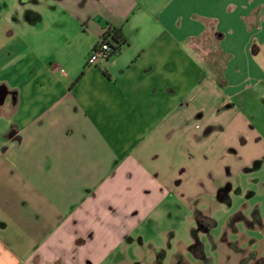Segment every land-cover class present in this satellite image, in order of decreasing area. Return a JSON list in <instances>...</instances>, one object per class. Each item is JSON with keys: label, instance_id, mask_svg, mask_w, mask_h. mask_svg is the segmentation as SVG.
Instances as JSON below:
<instances>
[{"label": "crops", "instance_id": "0c3cea01", "mask_svg": "<svg viewBox=\"0 0 264 264\" xmlns=\"http://www.w3.org/2000/svg\"><path fill=\"white\" fill-rule=\"evenodd\" d=\"M33 1L0 9V264H202L201 235L256 261L208 229L264 159L242 97H264V0ZM107 24L128 45L86 67ZM178 212L189 243L148 239Z\"/></svg>", "mask_w": 264, "mask_h": 264}, {"label": "rangeland", "instance_id": "374dc122", "mask_svg": "<svg viewBox=\"0 0 264 264\" xmlns=\"http://www.w3.org/2000/svg\"><path fill=\"white\" fill-rule=\"evenodd\" d=\"M38 1H40L37 4L38 8H41V5H43L41 4L42 0ZM149 1L151 0H145V2ZM31 7H36V3L33 0H0L2 16L5 17L7 15L9 19L15 18L20 20L22 14L30 10ZM46 20L50 19L47 18ZM73 20L74 18H69V23H74ZM262 60H264V48H261L258 54L259 63ZM242 97H246L247 101L244 112L251 124H254L256 127L258 136L264 138V97H261L257 90H247L243 93ZM230 184L231 192L228 194L226 202L210 201L213 223L208 232L211 236L219 238L225 234L228 241L233 243L236 237L228 231L231 229L228 226L232 222L231 226L235 227L242 235L240 241V243L242 242L241 248L251 250L260 248L256 254L249 255L243 253L239 258L242 259L243 263H246L252 257L257 260L250 262V264H264V260H262L264 259V159H261L252 168H243L230 181ZM182 214L184 215L183 212H178L177 215H172L171 222L168 221L162 225L155 223L156 226L153 231L147 233L148 239L151 238V241L155 245L161 244L166 247L171 246V248H174L178 242L189 243L191 233L188 227L190 225L187 219L183 220ZM175 216L177 217L176 221ZM257 220H260L261 223L256 226V228L258 227L257 229H253L252 225L254 226L253 223H256ZM173 230V235H170V232ZM200 241L204 245L206 244L205 253L207 261L202 264H218L219 256L213 251L212 245L208 247L209 244L205 242L206 239L202 235ZM188 259L193 264H201L200 260H193L190 258V255H188Z\"/></svg>", "mask_w": 264, "mask_h": 264}, {"label": "trees", "instance_id": "16d2710c", "mask_svg": "<svg viewBox=\"0 0 264 264\" xmlns=\"http://www.w3.org/2000/svg\"><path fill=\"white\" fill-rule=\"evenodd\" d=\"M100 43L108 45L109 57L119 54L122 47L128 45L121 27L106 25Z\"/></svg>", "mask_w": 264, "mask_h": 264}, {"label": "built area", "instance_id": "2783aa9c", "mask_svg": "<svg viewBox=\"0 0 264 264\" xmlns=\"http://www.w3.org/2000/svg\"><path fill=\"white\" fill-rule=\"evenodd\" d=\"M109 57L108 45L99 43L89 53L86 59V67L94 66L98 61L106 60Z\"/></svg>", "mask_w": 264, "mask_h": 264}, {"label": "water", "instance_id": "95a60500", "mask_svg": "<svg viewBox=\"0 0 264 264\" xmlns=\"http://www.w3.org/2000/svg\"><path fill=\"white\" fill-rule=\"evenodd\" d=\"M5 94L0 89V103L3 101Z\"/></svg>", "mask_w": 264, "mask_h": 264}]
</instances>
